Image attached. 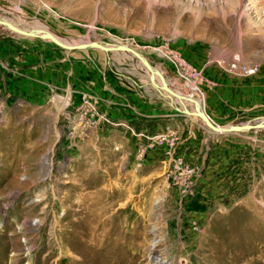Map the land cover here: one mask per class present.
I'll list each match as a JSON object with an SVG mask.
<instances>
[{
	"label": "rangeland",
	"instance_id": "374dc122",
	"mask_svg": "<svg viewBox=\"0 0 264 264\" xmlns=\"http://www.w3.org/2000/svg\"><path fill=\"white\" fill-rule=\"evenodd\" d=\"M0 20L129 47L162 76L0 24V264H264V129L187 113L200 99L214 126L264 123L246 88L264 81V0H0ZM142 101L179 116L175 131L114 121Z\"/></svg>",
	"mask_w": 264,
	"mask_h": 264
},
{
	"label": "crops",
	"instance_id": "0c3cea01",
	"mask_svg": "<svg viewBox=\"0 0 264 264\" xmlns=\"http://www.w3.org/2000/svg\"><path fill=\"white\" fill-rule=\"evenodd\" d=\"M246 88L249 90L248 92L250 94L248 96L247 108L252 111L260 109V111L264 115V81L257 84H251ZM113 102L115 104H120V100L117 97L113 98ZM123 103H125V101H123ZM142 103L143 101L140 102L138 109L141 115L140 118H136L135 116H133L131 107H128L129 113H127L128 111H126V113H123V115L121 116L113 115L114 121L125 123L128 126H136L137 128H139V131H141L142 133L145 132L148 136H155L166 131H175L174 127L177 125L176 120L179 121V116H174L173 114L169 113L168 109H164L163 106H160L155 102L154 106H150L151 102H146L145 107L143 108ZM129 105L130 104H128V106ZM121 117L122 120L119 119ZM150 122H153V124H150L151 128L147 127V123ZM186 133V139L181 142V144H184L183 146L185 148H190L193 146V144L192 142H189V139L195 135V129L190 128ZM207 137L210 138L211 134H208ZM229 137H234V135H229Z\"/></svg>",
	"mask_w": 264,
	"mask_h": 264
},
{
	"label": "water",
	"instance_id": "95a60500",
	"mask_svg": "<svg viewBox=\"0 0 264 264\" xmlns=\"http://www.w3.org/2000/svg\"><path fill=\"white\" fill-rule=\"evenodd\" d=\"M0 24L6 25V26L9 25L11 29L17 31L18 33H20V34H22L24 36H28V37H42V38L51 39L54 42H56L58 45L62 46L65 49H68V50L100 49V50H103V51H105L107 53L110 52V51L128 52V53H131V54L135 55L146 66L147 70L150 73H152V75L157 74L158 76L162 77L160 73L154 72L153 67L144 58V56H142L137 51H135V50H133V49H131L129 47H126V46H119L118 48H112V47H109V46L101 45L99 43H90V44H84V45H78V46H67V45L62 44L60 41H58V39L54 36V34H51V33H40L39 34V33H34L32 31L27 32V31L18 29L16 26H12V25L8 24L7 21H3V20H0ZM162 83H163L165 91H167L168 93H170L171 95H173L175 97H179V96L176 95V93H174L170 88H168L166 86V82H165V80L163 78H162ZM187 113H188V115H195V116L203 119L208 124L210 129L212 131L216 132V133H221V134L222 133H241V132L249 131V130H252V129H264V123H262V124H246V125H231V126L226 127V128H221V127H218V126H214L210 122L208 116L203 111H201V109L199 107H197V110L195 112L196 114H192L190 112H187Z\"/></svg>",
	"mask_w": 264,
	"mask_h": 264
},
{
	"label": "bare ground",
	"instance_id": "6f19581e",
	"mask_svg": "<svg viewBox=\"0 0 264 264\" xmlns=\"http://www.w3.org/2000/svg\"><path fill=\"white\" fill-rule=\"evenodd\" d=\"M8 24H10V25H12L13 26V24L12 23H8ZM5 26V28L7 27H9L10 28V26L8 25V26H6V25H4ZM3 29V28H2ZM22 30H24V31H27V32H30V31H32V32H34V33H37L38 31H40V30H42V27L38 24V23H33V24H31L30 26H29V29H27V28H24V29H22ZM41 33H48L47 31H41ZM74 46H77V45H74ZM119 47V46H118ZM118 47H112V48H118ZM131 54V53H130ZM154 69V68H153ZM156 70V69H155ZM155 70H154V72H155ZM159 83H160V81H158ZM162 83V82H161ZM174 93H176V95L177 96H179V97H181V98H184L188 103H190L189 102V98L188 97H191L190 95H186V94H184V95H181L180 96V93H178V90L177 91H175ZM185 100H182V102L183 101H185ZM202 103V100L200 101V99H196L195 100V102H192V105L195 107V104L197 105V107H199L200 109L202 108L203 109V103ZM183 104V103H182ZM191 104V103H190ZM184 105V104H183ZM197 107H196V109L195 110H197ZM202 109H201V111H202ZM187 112H190V113H192V114H196L195 112L193 113L192 111H187ZM194 117V116H193ZM255 123H257V122H255ZM219 127V126H218ZM157 243H159V241H155L154 242V247H156L155 245L157 244ZM155 252V251H154ZM153 257V260H154V262H161V264H165L166 263V261H163V260H159V257H157V256H152ZM163 261V262H162Z\"/></svg>",
	"mask_w": 264,
	"mask_h": 264
},
{
	"label": "built area",
	"instance_id": "2783aa9c",
	"mask_svg": "<svg viewBox=\"0 0 264 264\" xmlns=\"http://www.w3.org/2000/svg\"><path fill=\"white\" fill-rule=\"evenodd\" d=\"M237 69V68H236ZM259 71L258 66H245L241 69V73L245 76H253L256 75ZM224 134V133H222ZM228 134H232V133H228ZM158 141L161 143H166L168 146L170 147H174L175 143L177 142L176 139L171 138L170 136H158L157 137ZM183 160H179V163H182Z\"/></svg>",
	"mask_w": 264,
	"mask_h": 264
}]
</instances>
